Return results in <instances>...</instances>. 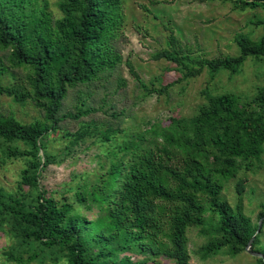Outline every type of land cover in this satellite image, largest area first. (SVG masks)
Here are the masks:
<instances>
[{"label": "trees", "instance_id": "trees-1", "mask_svg": "<svg viewBox=\"0 0 264 264\" xmlns=\"http://www.w3.org/2000/svg\"><path fill=\"white\" fill-rule=\"evenodd\" d=\"M31 1L0 0V50H9L12 63L32 73L27 90L19 83L4 87L0 81V95L20 103L31 100L42 112V119L27 123L0 114V153L29 156L19 175L20 184L30 186L38 184V170L51 160L38 153L43 148L40 136L64 117L77 119L95 111L79 106L74 112H59L68 90L99 81L120 63L113 42L123 22L121 0H56L61 17L55 20L44 5L38 11L31 8ZM233 4L240 10L264 9V0H233ZM254 22L261 25L260 37L251 41L237 34L235 57L192 60L171 49L151 58L175 63L183 78L202 70L211 81L221 72L236 74L248 58L264 61V20ZM125 64L144 94L153 93L130 63ZM4 70L0 56V79ZM204 93L207 104L195 114L170 117L167 125L152 126L122 143L131 160L109 163L100 192L89 191L90 198L105 207V218L92 222L96 230L91 235L82 230L89 221L76 215L68 202L56 204L44 188L39 187L34 203H27L0 187V210L16 240L11 250L4 251L5 258L15 264H142L162 255L174 264H187L186 229L203 225L207 211L214 234L200 247L201 258L222 247L231 255L243 249L256 226L239 204L232 208L220 197L219 180L237 177L239 169L249 170L252 160L259 158L264 92L251 101H239L231 93ZM92 132L95 128L86 123L71 135L72 140ZM107 132L97 133L105 138ZM14 141L28 147L12 145ZM242 182V178L236 181L238 194ZM83 197L76 194L78 200ZM261 217L264 222V204ZM259 252L263 257H256V264H264V251ZM130 254L143 257L132 261Z\"/></svg>", "mask_w": 264, "mask_h": 264}, {"label": "rangeland", "instance_id": "rangeland-1", "mask_svg": "<svg viewBox=\"0 0 264 264\" xmlns=\"http://www.w3.org/2000/svg\"><path fill=\"white\" fill-rule=\"evenodd\" d=\"M31 2L30 7L36 11L44 5L52 20L61 17L56 0ZM121 14L123 22L118 38L113 42L120 63L99 81L67 91L60 113L74 112L79 106L93 107L95 111L77 119L64 117L56 128L40 136L43 148L38 153L50 155L51 160L38 170V184H20V170L29 160L28 155L7 157L0 153V187L27 203H34L39 187L44 188L56 204L68 202L76 215L89 221L86 228H82L87 235L96 230L92 222L105 218V207L92 200L89 191L95 189L100 192L109 163L121 158L131 160L128 152L121 148L124 141L152 126L167 125L170 117L195 114L199 106L207 104L204 92L210 95L231 93L239 101H251L264 92L262 59L248 58L238 73L221 72L211 81L205 70L196 76L183 78L175 63L151 58L156 52L171 49L192 60L235 57L238 50L233 38L237 34H243L251 41L260 37L261 25L254 21L264 20L263 8L240 10L233 0H121ZM0 56L5 68L1 84L11 87L19 83L27 90L32 74L30 68L13 64L9 50H0ZM127 61L137 78L153 93L144 94L128 72ZM163 88L162 93L156 92ZM0 114L25 123L42 119L41 110L31 100L14 102L5 95H0ZM86 123L93 126L95 132L83 133L81 138L73 141L71 135ZM103 129L109 130L105 138L97 133ZM12 145L28 147L20 141H14ZM240 178L243 179V188L238 194L235 184ZM219 181L222 185L220 197L232 208L239 204L243 214L256 226L264 204V142L259 158L252 160L249 170L239 169L237 177L220 178ZM79 192L84 196L81 200L76 198ZM204 217L206 222L203 225H192L186 229L187 264H256V256L244 248L231 255L222 247L201 258L200 247L214 234L208 219L210 213L207 211ZM8 221L0 210V264H15L9 262L4 254L16 244ZM256 235V243L249 249L264 251V222L260 223ZM130 255L132 261L143 257ZM27 264L36 263L31 261ZM142 264L174 263L159 255L147 258Z\"/></svg>", "mask_w": 264, "mask_h": 264}, {"label": "water", "instance_id": "water-1", "mask_svg": "<svg viewBox=\"0 0 264 264\" xmlns=\"http://www.w3.org/2000/svg\"><path fill=\"white\" fill-rule=\"evenodd\" d=\"M261 221H262V217H260V218L258 219V222H257L256 228H255L254 234L248 239L247 243H246L245 246H244V249L247 250V251H248L250 254H252L253 256L261 257V258H262V257H263V256H262V253H260L259 251H254V250H250V249H249V246H250V244H251V241L253 240L254 235H255V234L258 232V230H259V226H260ZM263 261H264V259H263Z\"/></svg>", "mask_w": 264, "mask_h": 264}]
</instances>
